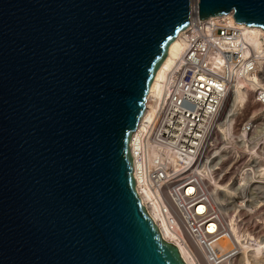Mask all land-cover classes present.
I'll return each instance as SVG.
<instances>
[{
	"label": "water",
	"instance_id": "water-1",
	"mask_svg": "<svg viewBox=\"0 0 264 264\" xmlns=\"http://www.w3.org/2000/svg\"><path fill=\"white\" fill-rule=\"evenodd\" d=\"M264 0H0V264H187L136 188L131 139L170 43Z\"/></svg>",
	"mask_w": 264,
	"mask_h": 264
},
{
	"label": "built area",
	"instance_id": "built-area-1",
	"mask_svg": "<svg viewBox=\"0 0 264 264\" xmlns=\"http://www.w3.org/2000/svg\"><path fill=\"white\" fill-rule=\"evenodd\" d=\"M230 14L182 31L186 44L171 84L156 98L155 115L139 141L185 162L178 170L148 173L152 188L172 203L173 214L162 205L177 241L192 252L203 250V264H264V256L246 262L241 247V241L264 240V29ZM218 58L221 73L213 71ZM209 175L233 192L221 189L217 200Z\"/></svg>",
	"mask_w": 264,
	"mask_h": 264
},
{
	"label": "bare ground",
	"instance_id": "bare-ground-1",
	"mask_svg": "<svg viewBox=\"0 0 264 264\" xmlns=\"http://www.w3.org/2000/svg\"><path fill=\"white\" fill-rule=\"evenodd\" d=\"M254 29L257 32L260 31V29L258 28H254ZM185 44L186 43L183 38L182 32L179 33L176 36V38H174V40L170 43L168 48V54L164 59V61L161 62V65H159V68L153 78V82H152L153 90L151 92V98L141 118V123L139 124L138 128L132 135L131 149L134 158V166H135L134 176L136 178L137 191L143 203L146 204V206L148 205L149 212L151 213L157 225L161 229L163 237L170 242L174 243L175 241L177 243L180 253L187 264L195 263L194 254L200 260V263L203 264V259L205 256V252L203 250L199 251L201 252V254L198 252H194V250L192 252L187 243H181L176 240L177 236L175 232L172 230L166 218V214L163 210L164 209L163 207L165 206V209L169 212V214H171L172 211L167 205L164 206L162 205V202L160 201L159 198L161 196L159 190L156 191L154 188H152L148 180V173L150 172L149 169L150 166L154 165L156 169L160 167H167V168L174 167L175 169H178L179 165L184 164L185 162L180 163L176 155L173 154L170 150L168 152L173 154L171 157L170 155L167 156L168 152H166V154L160 152L157 149V147L154 146L153 144L145 145L139 141L142 132L146 129V125L153 119L155 115L156 105L154 102L157 101L156 98L161 97L165 89L171 84L172 73L175 70L177 59L180 57L181 53L185 48ZM223 45L227 46V43H223ZM222 66H223V60L221 58H218L216 61L213 62V71L216 73H221L223 71ZM237 100L239 102H243L244 95L242 92L238 93ZM169 158H171L172 161H170ZM182 159H186V158H182ZM200 172L203 176L206 175L204 171H200ZM197 178L198 180L200 179L199 177ZM208 178L213 182L211 191L212 194L215 195V198L217 200H222V196L220 193L221 189L227 190L230 193L233 192L232 189L225 187V185L223 184H220L219 182L216 181V179L212 178L210 175L208 176ZM193 189L194 188L192 186H189L188 192L193 191ZM176 201L179 203L178 200ZM198 211L202 213L204 211V206L200 205L198 207ZM242 251L246 256L245 259L246 262H250L251 256L258 259L261 256H264V240L256 239L254 240L253 244L250 243H248V245L242 244Z\"/></svg>",
	"mask_w": 264,
	"mask_h": 264
},
{
	"label": "rangeland",
	"instance_id": "rangeland-1",
	"mask_svg": "<svg viewBox=\"0 0 264 264\" xmlns=\"http://www.w3.org/2000/svg\"><path fill=\"white\" fill-rule=\"evenodd\" d=\"M170 155V157L173 155V154H171L170 152H168V155L167 156H169ZM176 158V157H175ZM169 160L170 161H172V159L171 158H169ZM168 160V161H169ZM179 163V162H178ZM180 164V163H179ZM182 166H184V164H181V165H179V168L178 169H180ZM178 167V166H177ZM176 167V168H177ZM170 168V167H169ZM173 168V170H178V169H175L174 167H171L170 169H172ZM149 169H150V172H152V171H155V166L153 165V166H150L149 167ZM171 171V170H170ZM156 188V187H155ZM159 190V189H158ZM159 192H160V194H161V196L159 197L160 198V201L162 202V203H164V205H167L169 208H170V210L172 211V214H173V210H172V203L170 202V200H168L167 198H165L164 197V195H163V192L162 191H160L159 190ZM177 202V201H176ZM178 203V202H177ZM146 205V204H145ZM147 207H148V205H147ZM149 209V208H148ZM241 244H246V245H248V243H244L243 241H241ZM242 247V246H241ZM199 251H201V250H199ZM195 252H198V251H195ZM198 253H200L201 254V252H198Z\"/></svg>",
	"mask_w": 264,
	"mask_h": 264
}]
</instances>
